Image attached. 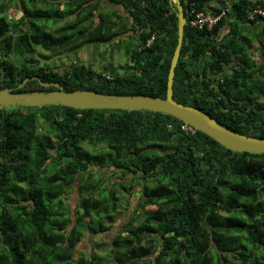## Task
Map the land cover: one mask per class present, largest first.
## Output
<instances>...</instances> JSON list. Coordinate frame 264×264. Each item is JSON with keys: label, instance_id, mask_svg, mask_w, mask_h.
Returning <instances> with one entry per match:
<instances>
[{"label": "trees", "instance_id": "obj_1", "mask_svg": "<svg viewBox=\"0 0 264 264\" xmlns=\"http://www.w3.org/2000/svg\"><path fill=\"white\" fill-rule=\"evenodd\" d=\"M181 4L174 99L264 138V0ZM199 13L220 19L194 27ZM178 23L172 0H0V89L48 92L57 88L42 82H55L166 97ZM86 46L100 62L115 50L126 62L84 64ZM64 51L69 67L41 66ZM184 124L147 110L0 109V264H264V153L234 152ZM136 193L138 214L113 232ZM87 237L89 251L79 248Z\"/></svg>", "mask_w": 264, "mask_h": 264}, {"label": "water", "instance_id": "obj_2", "mask_svg": "<svg viewBox=\"0 0 264 264\" xmlns=\"http://www.w3.org/2000/svg\"><path fill=\"white\" fill-rule=\"evenodd\" d=\"M178 9V43L172 57L167 82L166 97L152 95L105 94L93 90L79 89L65 91L55 82H42L44 86H54L52 91H14L12 88L0 89V109L15 105L39 107L44 105H65L76 109H122L147 110L172 115L204 132L221 145L234 152L264 153V138L252 137L230 129L205 111L174 99V78L184 41L187 18L181 0H172ZM36 78V77H34ZM29 80L25 79L18 88Z\"/></svg>", "mask_w": 264, "mask_h": 264}, {"label": "rangeland", "instance_id": "obj_3", "mask_svg": "<svg viewBox=\"0 0 264 264\" xmlns=\"http://www.w3.org/2000/svg\"><path fill=\"white\" fill-rule=\"evenodd\" d=\"M225 32H226V30H225ZM131 34H132L131 31H126L125 34H123L122 36L124 38H127ZM109 46H110V44L107 46L101 45L100 51L104 52L106 50H109L108 49ZM109 48L111 49V46ZM107 52H109V51H107ZM45 53L48 55L47 52H45ZM99 53L100 52H98V50H96L94 46H86L80 50L79 58H80L81 62L84 64H89L91 62H94V63L98 64L99 66L100 65L104 66L102 64H105L108 61H110L111 57L109 58L110 55L106 54V55H104L105 59L103 60V62H100L102 60H101V55ZM249 55L252 59H254L255 62H259V59H260L259 55H261V50H260V46H259L257 41H254L253 46L250 49ZM40 59H41V62H40L41 66H45V64L50 63V64H55L62 69L65 67H69L75 61V60H73V59H75L74 55L68 51H64L62 53L50 55L48 59H43L42 57H40ZM111 61H113V63L115 64L116 67H120V65L125 64L126 58L122 55L121 52H118L117 50H115L113 58ZM261 102L264 104V95L262 97ZM84 145L86 148H90L88 143H85ZM101 170L102 171H97L98 172L97 175L103 174L104 172H107L104 179L110 177L111 170H107V168L101 169ZM139 188L140 187H137V189H139ZM139 196L140 195L138 193H136L133 198L131 197V199H129V201H125L122 204L123 206H122L121 210L123 211V213L119 217V219L116 223V227H115L113 232H115L116 230L119 229V226L121 225V223L128 222L133 216H136L138 214L137 201H138ZM70 198H71V204H72V206H74L76 204V199L78 198V193H77V190L75 188L70 193ZM136 223L139 224V222H136ZM113 235H114V233L107 234V236L109 238H112ZM79 248H82L85 251L91 250L90 239L88 237L84 238L82 240Z\"/></svg>", "mask_w": 264, "mask_h": 264}, {"label": "built area", "instance_id": "obj_4", "mask_svg": "<svg viewBox=\"0 0 264 264\" xmlns=\"http://www.w3.org/2000/svg\"><path fill=\"white\" fill-rule=\"evenodd\" d=\"M264 14V12H262ZM220 19V16H214L210 13H199L196 15L195 18L192 19L191 25L194 27L203 28L205 26H208L211 28L217 21ZM182 128L186 130L187 132H195L196 128L189 125L188 123H185Z\"/></svg>", "mask_w": 264, "mask_h": 264}]
</instances>
